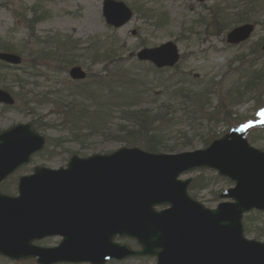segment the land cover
Returning <instances> with one entry per match:
<instances>
[{"label":"rangeland","instance_id":"1","mask_svg":"<svg viewBox=\"0 0 264 264\" xmlns=\"http://www.w3.org/2000/svg\"><path fill=\"white\" fill-rule=\"evenodd\" d=\"M122 1L134 14L125 25L114 27L103 14L104 0H0V51L22 57L15 65L0 61V88L15 99L13 105L0 102V132L31 122L47 140L44 149L30 163L5 181L11 187L8 194H18L19 177L32 173L36 166L58 169L66 167L74 154L87 157L123 147L144 148L142 142L129 145L123 137L125 132L120 129L126 125L121 118L123 111L139 107H147L155 119L165 115L164 121L156 123L157 127L167 130V138L158 149L160 153L205 148L209 136H215V140L231 127L251 121L257 125L249 131L248 139L264 150V83L258 87L261 95L257 99L243 97L239 101L233 96L227 99L234 82L246 84L245 69L253 64L255 56L251 49L257 42L261 44L258 54L261 57L254 60V67L264 66V0H256L255 5L251 4L253 0ZM242 9L239 13L251 17V21L239 20L238 11ZM253 20L258 23L250 40L239 45L229 44V31ZM169 41L177 43L181 52L177 65L159 68L137 57L142 48ZM77 65L86 71L85 78L71 76L70 69ZM128 74L139 77V88L144 91L141 100L144 104L136 103L130 108L122 105L123 101L130 103L133 95L125 94L130 86H125L122 75ZM99 80L108 85L100 84ZM176 86L196 92L208 88L209 99L194 98L196 107L187 106L177 114H170L162 105L172 102L168 101L172 100L168 90ZM83 89L102 108L100 116L112 119L109 134L76 137L70 132L67 121L73 102L77 106L89 96L82 93ZM71 93L61 100V96ZM221 100H226L225 113L222 109L214 110ZM229 111L234 119L227 121L224 115ZM252 135L257 136L256 140L252 141ZM182 178L195 180L196 188L189 189L191 196L210 208L224 200L219 196L223 191L234 186L214 169H197ZM248 226L249 231L245 232L248 238L264 241V212ZM61 239L48 237L35 244L54 247ZM117 241L137 248L134 240L118 237ZM30 260L37 264L35 258L12 261L0 255V264H25ZM106 264H156V258L134 257L123 263L115 260Z\"/></svg>","mask_w":264,"mask_h":264},{"label":"water","instance_id":"2","mask_svg":"<svg viewBox=\"0 0 264 264\" xmlns=\"http://www.w3.org/2000/svg\"><path fill=\"white\" fill-rule=\"evenodd\" d=\"M103 14L107 23L120 27L134 12L122 0H104ZM254 29V23L238 25L227 40L239 44ZM137 57L162 68L175 66L181 53L169 41L144 47ZM0 60L19 64L22 57L0 51ZM70 74L74 79L87 75L79 65ZM0 102L13 105L15 99L0 88ZM254 125H235L193 151L123 147L87 157L75 154L58 169L36 166L20 176L18 194L0 188V255L13 261L35 258L37 264H106L141 256L155 257L156 264H264V241L248 238L243 223L246 213L264 211V150L248 139ZM45 145L46 137L31 122L1 131L0 186ZM201 168L235 183L220 194L228 200L215 208L190 195L192 178H181ZM55 236L62 239L54 247L35 244ZM118 237L136 240L139 248Z\"/></svg>","mask_w":264,"mask_h":264},{"label":"trees","instance_id":"3","mask_svg":"<svg viewBox=\"0 0 264 264\" xmlns=\"http://www.w3.org/2000/svg\"><path fill=\"white\" fill-rule=\"evenodd\" d=\"M256 3H257L256 0H253L251 2V4H254V5ZM241 11H243V9L238 11L239 20L242 22L251 21L252 18L247 17V16L244 17L241 13H239ZM217 16H220V15L217 14ZM253 22L258 23L257 20H253ZM78 44L79 43H77V45ZM258 45H259V42L255 43V45L251 49V52L255 57L253 59V64L245 69V71L248 73L246 84L242 85L240 81L234 82L230 90L231 93L230 95L227 96L228 100L231 99V96H233V98H236L235 100L242 101L243 97H248L250 99H257L261 95L258 93L259 91L258 87L260 85H263L264 83V66H262L261 68L254 67V60H257L261 57L260 55H258L260 54V51H261L260 49L261 44L259 46ZM67 50H68V47H67ZM72 58H74V56ZM122 76H124L123 77L124 83H127L125 84V86L126 87L130 86L128 87V90L125 88L127 91L125 94L130 95V93H133V95H131V97L129 98L130 103H125V101H123L122 105L128 106V108H130V107H133V104H136V103L144 104L141 101L142 98H144V95H143L144 91H142V88H139V77L137 78L135 74H128V75H122ZM99 81H100V84L108 85V82H104L102 80H99ZM191 86L193 85L191 84ZM119 89L121 91V88ZM87 92L88 91L85 89H83L82 91V93H86V94ZM168 92L172 96V100H168V101H172V102H168L166 106L162 105L163 106L162 108H168L170 111V114L171 113L177 114L179 110L187 109V106L196 107L197 105L194 103V98H198L200 100L205 101V99L207 97L209 99V96H210L209 94L210 89L208 88L206 89L201 88L200 90L196 92V90H191V89L185 90L179 86H176L173 88L170 87ZM69 95H72V93L61 96V100H65L66 99L65 97ZM87 95L89 96L82 99V101H80L77 106H75V103L73 102V105L70 108V112H68V114L70 115L68 116L67 123H69L68 126H69L70 132L71 133L73 132V134L76 137L77 135H79V137L81 136L87 137V136H95L96 134L97 135L109 134L107 130L110 129L111 127L110 125L113 123L112 119L100 116V115H103V113L101 112L102 108L97 106V103H93L90 100V99H94V97H92L90 94H87ZM67 100L69 99L67 98ZM89 101H91L92 104H89ZM225 102L226 100L219 101V103L214 107V110L222 109V111L224 110V113H225L226 110L224 108H227V106L224 105ZM65 103H69V101ZM177 103L183 104L184 106L182 107L183 109L180 107L181 105L179 106ZM154 116L155 115L153 113L149 112V109L147 107H139L137 109H128V110L123 111L121 118L124 121L123 124H126V125H121L123 127L120 129L125 132L123 137L127 138L129 145L135 146L136 144H139L140 142H142L144 149L151 151V152H158L159 147L164 144V141L167 138V135H166L167 130L165 128L156 126V123H158L157 121L159 120L160 122L164 121L163 118H165V115L161 114V116L157 119H155ZM224 116L227 121L234 119V117H232L231 111H229V113H227ZM110 122L112 123L109 125ZM106 124H108L109 126ZM262 132H264V129H262ZM214 138L215 136L213 137L209 136V138L206 139V143L209 144ZM256 138L257 136L252 135V141L256 140ZM194 181L190 185V190L192 191L194 190V188H196V183ZM1 189L6 193H11V187L8 182L4 181L1 185ZM261 215H262V212L253 211L250 214L245 216L244 223H245L246 232L249 231L248 224H252ZM128 241H131V240L128 239ZM133 242L135 243V241ZM25 264H35V263H32V260H30V261H26Z\"/></svg>","mask_w":264,"mask_h":264}]
</instances>
